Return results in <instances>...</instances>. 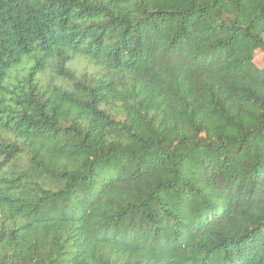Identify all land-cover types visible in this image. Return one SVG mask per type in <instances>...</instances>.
Masks as SVG:
<instances>
[{
    "label": "trees",
    "instance_id": "obj_1",
    "mask_svg": "<svg viewBox=\"0 0 264 264\" xmlns=\"http://www.w3.org/2000/svg\"><path fill=\"white\" fill-rule=\"evenodd\" d=\"M257 54L264 0H0V264H264Z\"/></svg>",
    "mask_w": 264,
    "mask_h": 264
},
{
    "label": "rangeland",
    "instance_id": "obj_2",
    "mask_svg": "<svg viewBox=\"0 0 264 264\" xmlns=\"http://www.w3.org/2000/svg\"><path fill=\"white\" fill-rule=\"evenodd\" d=\"M255 62H257V64H262L264 62V54H257L256 58H255ZM84 65V64H82ZM81 67V66H80ZM45 78V75L42 76V79Z\"/></svg>",
    "mask_w": 264,
    "mask_h": 264
}]
</instances>
